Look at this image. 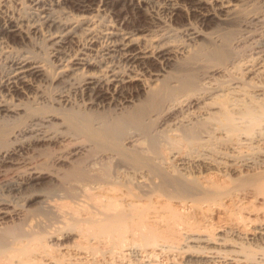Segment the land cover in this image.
<instances>
[{"label": "bare ground", "instance_id": "6f19581e", "mask_svg": "<svg viewBox=\"0 0 264 264\" xmlns=\"http://www.w3.org/2000/svg\"><path fill=\"white\" fill-rule=\"evenodd\" d=\"M245 3L0 0V264H264V0ZM35 158L72 189L41 223L12 197L48 174Z\"/></svg>", "mask_w": 264, "mask_h": 264}, {"label": "rangeland", "instance_id": "374dc122", "mask_svg": "<svg viewBox=\"0 0 264 264\" xmlns=\"http://www.w3.org/2000/svg\"><path fill=\"white\" fill-rule=\"evenodd\" d=\"M251 1L252 0H245L247 4L246 3L243 4L242 7H245L246 9L244 8H243L244 10L241 9V12L239 10L238 16H241V17L247 16L245 13V10L247 11V14L251 13L254 10L253 7H255L258 4V0H253L255 3ZM250 2L253 3L254 6ZM250 9H252L251 12H250ZM236 26L237 25L232 22L228 23L226 21H219L217 18H214V19L212 18L207 22V24L201 27V29L203 32L210 33V34L221 35V33L222 34L230 33V35H232L231 32L232 33L236 32V29H237ZM261 29L264 30V23L262 26L258 25L256 31L258 32ZM243 46L244 44L242 45V49L246 51L248 49V46L247 45H245L244 47ZM40 53L42 54L41 51ZM45 90L47 93H51V90L53 92L54 88L51 86L50 87L46 86ZM34 161L35 162L28 164V168L34 164L35 167H38L39 169H42V170H46L48 174L38 179H31L27 182H22L18 188H15L12 190V194H14L12 197H14L16 202L18 201V204L20 205L19 207L24 209L27 213L35 215V218H38V219L39 217L42 218V220L39 219L41 223V221H43V215L46 213V211H48L47 209H49V201L51 200V198L53 197L55 198V196L60 197L64 193L66 194V190L69 191L72 189H71L70 183L60 177L61 172L64 170V168L68 166V164L66 163L61 164V165L53 164L51 162L43 160V158H38V159L35 158ZM14 172L15 170L0 172V184L8 180L11 176H13ZM24 196H29V197L24 198ZM46 216H47V213H46ZM11 219L12 218L4 214V212H0V221L10 224Z\"/></svg>", "mask_w": 264, "mask_h": 264}]
</instances>
